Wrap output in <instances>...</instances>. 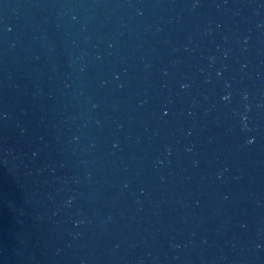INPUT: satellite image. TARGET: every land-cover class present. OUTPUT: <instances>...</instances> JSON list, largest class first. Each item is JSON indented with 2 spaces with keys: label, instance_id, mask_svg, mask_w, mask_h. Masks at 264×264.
<instances>
[{
  "label": "water",
  "instance_id": "water-1",
  "mask_svg": "<svg viewBox=\"0 0 264 264\" xmlns=\"http://www.w3.org/2000/svg\"><path fill=\"white\" fill-rule=\"evenodd\" d=\"M0 264H264V0H0Z\"/></svg>",
  "mask_w": 264,
  "mask_h": 264
}]
</instances>
